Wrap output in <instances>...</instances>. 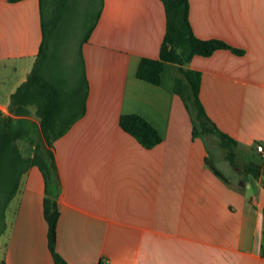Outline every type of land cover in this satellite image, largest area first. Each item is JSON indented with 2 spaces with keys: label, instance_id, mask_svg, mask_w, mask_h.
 I'll use <instances>...</instances> for the list:
<instances>
[{
  "label": "crops",
  "instance_id": "obj_1",
  "mask_svg": "<svg viewBox=\"0 0 264 264\" xmlns=\"http://www.w3.org/2000/svg\"><path fill=\"white\" fill-rule=\"evenodd\" d=\"M189 1L199 38L223 40L242 53L195 56L185 68L201 73V101L217 127L237 141L236 159L256 153L262 161L255 163L263 164L257 147L264 146V0ZM166 24L162 0H104L83 47L86 114L54 144L56 250L69 264H264L263 180L247 175L235 183L213 158L229 162L227 151L194 137L192 117L175 92L173 65H165L159 85L137 77L143 57H160ZM42 39L40 0H0L4 114L31 73ZM123 114L147 119L161 144L141 145L121 128ZM24 120L39 132L34 108ZM19 144L33 156L27 140ZM46 196L43 175L32 167L0 238L6 264H55Z\"/></svg>",
  "mask_w": 264,
  "mask_h": 264
},
{
  "label": "trees",
  "instance_id": "obj_2",
  "mask_svg": "<svg viewBox=\"0 0 264 264\" xmlns=\"http://www.w3.org/2000/svg\"><path fill=\"white\" fill-rule=\"evenodd\" d=\"M20 1V0H12ZM89 0L86 10L80 8L81 0H40L43 39L39 55L27 80L11 96L9 114L0 111V238L7 230V212L17 196L24 175L38 167L45 180V218L48 224L49 247L55 264H69L56 250L59 210L56 202L60 194V179L54 153V143L86 114L89 79L83 47L91 38L101 18L104 0L96 9ZM166 11V34L160 57H143L137 77L154 85L161 84L166 64L174 66L175 92L183 99L192 121L194 137L207 139L214 136L227 151V159L236 166L237 141L221 131L207 114L200 98L201 73L185 68L195 56H211L218 50L233 49L223 40L199 38L190 21L189 0H162ZM75 31V32H74ZM75 33L80 39L79 77L70 84L60 66L54 64L53 53L61 48L65 37ZM78 32V33H77ZM77 79V80H76ZM39 119V138L35 139L32 124L24 120L32 115ZM120 126L135 137L141 145L153 148L163 141L159 131L143 116L123 114ZM28 140L34 154L26 156L20 141ZM217 175L223 173L209 163ZM247 175L264 182V163L245 165ZM0 264L6 262L0 256Z\"/></svg>",
  "mask_w": 264,
  "mask_h": 264
},
{
  "label": "rangeland",
  "instance_id": "obj_3",
  "mask_svg": "<svg viewBox=\"0 0 264 264\" xmlns=\"http://www.w3.org/2000/svg\"><path fill=\"white\" fill-rule=\"evenodd\" d=\"M95 3L96 9H98L100 7V0H97ZM88 4L89 0H81L80 8H82V10H86ZM74 32L71 33L70 36L65 37L63 45L61 46V48L59 47V49H57L55 53H53L54 55L52 57V59H54L53 61L55 66H60L59 70H61V72L67 76L70 84L74 83V79L79 77L78 66L80 64V39L77 35H75ZM33 132L35 139H38L39 132L35 131L34 129ZM207 140L210 145L219 144L218 139L214 136H209ZM29 144L34 147L30 142ZM213 158L218 167L223 169L226 174L229 177L233 178L234 182L237 184H240L241 182H244L246 180L247 174L244 170L245 165L251 162L262 161L261 157L258 154L253 153L251 157H237V159L235 160L236 166L233 167L229 162H226L220 157L216 156V154H213Z\"/></svg>",
  "mask_w": 264,
  "mask_h": 264
},
{
  "label": "built area",
  "instance_id": "obj_4",
  "mask_svg": "<svg viewBox=\"0 0 264 264\" xmlns=\"http://www.w3.org/2000/svg\"><path fill=\"white\" fill-rule=\"evenodd\" d=\"M257 150H258L259 153H262L264 155V146L263 145H259L257 147Z\"/></svg>",
  "mask_w": 264,
  "mask_h": 264
}]
</instances>
